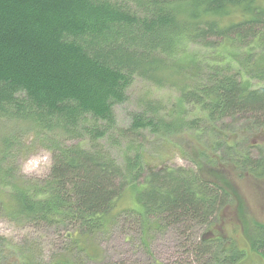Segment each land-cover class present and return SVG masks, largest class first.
Wrapping results in <instances>:
<instances>
[{
	"label": "trees",
	"instance_id": "1",
	"mask_svg": "<svg viewBox=\"0 0 264 264\" xmlns=\"http://www.w3.org/2000/svg\"><path fill=\"white\" fill-rule=\"evenodd\" d=\"M138 78L176 86L179 96L162 118L155 103L143 102L120 128L114 107ZM188 105L200 115L185 121ZM5 106L34 122L51 165L43 177H14L0 159V211L51 230L60 244L42 257L32 244L0 236V264L95 260L100 237L126 225L144 244L153 229L176 232L182 257L154 264H236L247 252L235 240L244 239L264 258V222L241 213L236 238L222 233L236 179L264 207V6L257 0H0V114L9 113ZM227 120L241 125L231 137ZM187 129L207 148L200 158L215 178L146 166L139 149L119 165L101 143ZM251 135L260 138L255 145ZM126 185L137 207L118 210Z\"/></svg>",
	"mask_w": 264,
	"mask_h": 264
},
{
	"label": "rangeland",
	"instance_id": "2",
	"mask_svg": "<svg viewBox=\"0 0 264 264\" xmlns=\"http://www.w3.org/2000/svg\"><path fill=\"white\" fill-rule=\"evenodd\" d=\"M264 6V0H257ZM229 20V19H228ZM179 96L176 86L164 83L155 85L152 82L138 78L129 91V97L123 104L114 107L116 124L120 128H127L130 124V115L138 111L137 109L147 100L155 103L160 109L161 118L166 111H170L175 106ZM0 114V159L5 158L1 166H8L12 170V176L19 177H43L51 165L50 150L46 147L44 137L38 132L34 122L29 118H22L11 113ZM200 112L195 107L185 106V113L182 118L185 121L196 118ZM228 136L231 137V131L234 134L238 132L241 125L238 121H225L223 125ZM140 140L129 144L127 139H119L116 136V142L103 140L101 143L106 150L115 158L119 165H123L125 154H131L137 150L142 153L146 166L153 168L161 167H180L190 172L198 173L202 178H215L214 168L204 165L200 158V152H205L202 140L198 139L190 129L181 133L172 135L164 133H150L147 130H140ZM249 142L252 145L257 143L260 138L251 135ZM120 137V136H119ZM66 139V142H77V139ZM264 148V144H263ZM213 153V152H212ZM253 154H256L253 152ZM232 171L233 169L230 170ZM212 171L214 173H212ZM236 179V177H233ZM237 192L233 193V202L227 207L222 208L224 222L225 238H236L237 215H243V220L247 222H264V207L260 204V199H256L253 193L249 192L247 183L235 180L231 186ZM131 185L123 188L121 198L116 204V209L135 208V192ZM264 195V191H262ZM239 199L241 201H239ZM264 206V204H263ZM242 209V211H241ZM23 220V219H22ZM25 221V220H24ZM13 219L5 212L0 211V236L10 242L32 244L38 256H52L51 254L58 248L60 241L52 234L51 230L39 229L27 222ZM129 225V224H128ZM219 225L214 226L213 230L220 232ZM251 228L248 223L243 225L242 230ZM208 232V230L204 231ZM234 236V238H233ZM242 239L240 237L237 238ZM243 240V239H242ZM101 245L100 258L83 261L82 264H154L155 262L170 263L175 259L181 258L182 250L179 248V238L172 228L153 229L149 233V242L144 244L139 235L128 227L117 226L112 233L100 237ZM236 245L244 248L246 245V256L236 264H264V258L258 254L250 252L249 242L235 240ZM249 248V249H248ZM33 250V249H32ZM40 252V254H39ZM55 253H57L55 251ZM54 253V254H55ZM61 253V252H60ZM99 255V256H100ZM96 257V256H95Z\"/></svg>",
	"mask_w": 264,
	"mask_h": 264
}]
</instances>
